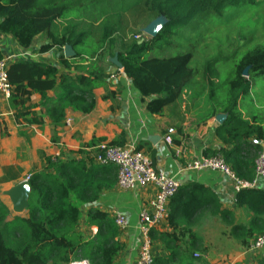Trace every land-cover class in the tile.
Returning a JSON list of instances; mask_svg holds the SVG:
<instances>
[{"label":"trees","instance_id":"obj_1","mask_svg":"<svg viewBox=\"0 0 264 264\" xmlns=\"http://www.w3.org/2000/svg\"><path fill=\"white\" fill-rule=\"evenodd\" d=\"M249 6L258 3L0 0V33L12 37L24 50L30 49L37 37H44L48 43L37 52L45 54L56 49L58 63L63 67L59 73L53 65L27 59L7 65L8 105L13 118L23 127L44 125V117L32 110L33 94L40 96L42 106H47L45 115L54 125L65 119L67 109L89 114L95 107L93 91L108 78V68L117 69L113 63L116 59L123 76L130 80L141 100H146L148 113L162 115L165 108H171L173 117L183 121L181 116L201 105L205 97V107L194 112H201L196 116L200 122L226 114L225 121L214 129V136L223 147L209 151L208 156L222 158L237 179L251 182L254 162L261 151L252 140L264 142V122L255 114L243 117L238 104L249 93L252 79L264 75V46L235 50L225 58L208 60L203 67L193 64L191 52L168 54L173 45L180 50L176 40L196 18L206 15L221 19L228 9ZM158 17L165 18L166 24L155 37L144 38L142 29ZM64 47H69L73 56L65 57ZM84 62H90L86 74L77 73L83 70L80 65ZM216 63L220 69L213 71ZM217 89L224 92L218 101ZM50 92L56 93L52 100L48 98ZM181 106L184 111L179 114ZM177 131L180 133L181 128ZM100 142L107 147L125 144L120 134L108 143L92 140L80 151L85 155L82 160L44 158L42 169L30 173L27 181L30 195L25 216L7 221L9 211L0 201V264H113L123 248L114 220L97 209H89L85 225L96 227L97 232L86 236L79 229L80 208L97 201L103 191L114 187L117 179L113 164H95V159L103 156L97 148ZM146 145L140 143L136 150H144ZM145 151L153 160L154 151ZM234 204L251 215L246 226L229 223V235L248 253L251 244L264 235V190H241L235 194ZM167 206L166 220L172 233H159L152 228L150 239H159L168 255L153 258L152 264H203L191 254L200 245L192 225L206 214L227 222L225 218L230 213L221 208L210 189L197 183L180 186ZM250 264H264V256Z\"/></svg>","mask_w":264,"mask_h":264},{"label":"crops","instance_id":"obj_2","mask_svg":"<svg viewBox=\"0 0 264 264\" xmlns=\"http://www.w3.org/2000/svg\"><path fill=\"white\" fill-rule=\"evenodd\" d=\"M47 43L48 41L44 37L39 36L34 40L30 49L24 50L12 37L0 33V57L6 60L7 65L15 60L27 59L53 65L59 73L63 72V67L57 60L56 49L45 54L37 52L42 45ZM65 49L66 47L63 48V53ZM80 66L83 67V70L77 73L86 74L90 62H84ZM114 70L116 76L111 75L93 91L95 107L92 112L83 115L67 109L65 119L57 125L52 124L48 116L45 115L47 106H42L39 95H31L30 102L33 107L32 110L44 117V125L41 127L18 125L8 105V98L0 95V201L9 211L7 221H9L10 216L12 219L20 216L12 210L11 202L5 192L18 183L24 182L30 173L40 171L43 167L44 158H51L53 161L56 158H61L63 161L69 159L82 160L85 155L80 154V151H84V147L92 140H102L108 143L123 134L124 146H131L136 149L140 143L147 144L145 149L140 152L150 160L151 158L145 150L149 148L154 151L151 162L157 172L177 179L181 187L188 183H197L207 187L217 196L221 208L230 213V216L225 218L227 222L218 216L212 217L207 214L204 218L194 222L192 225L193 233L199 238L200 244L202 238L198 233L201 232L203 223L208 218H217L218 222H222L227 227H229V223L248 225L251 215L246 210L235 206V194L231 181L216 171L185 170L187 164L202 158H209V151H217L223 147L214 136V129L219 126L215 117L200 122L196 116L201 112L197 114L194 112L198 108L202 109V104L196 106L190 113H184L181 116L184 117L183 121L181 119L177 121L178 119L173 117L171 108H165L162 115L150 114L146 110V100H141L130 80L123 76L121 67ZM114 70L110 67L106 70V74H110ZM54 96L56 93H48L49 99L52 100ZM185 103L186 100L184 99L183 105ZM183 111L182 106L178 108L179 114ZM243 117L248 118L245 115ZM170 128L173 129L174 133L171 135V144L167 145L163 139ZM178 128H181L180 133L177 131ZM252 143L260 146V153L264 152V142L252 140ZM95 164L97 163L95 162ZM115 176L118 177L117 167ZM258 187L264 190V180L259 182ZM155 193L156 190L152 185L142 189L124 191L117 186L116 179L114 187L103 191L97 201L80 208V226L82 229L80 226L79 229L86 236H93L97 232L96 227L85 225L86 212L89 209H97L107 214L114 220V223L117 216L124 217L127 226L125 230L120 231L119 235V242L123 248L114 259L113 264H135L140 244L138 217L142 210L150 211V201ZM26 210L24 211L25 214ZM154 229L159 233H172L167 220ZM228 230L229 228L223 232L218 231L215 235L217 242L220 244L225 241L236 245L233 247L235 255H237L236 258L247 254L239 247L238 242L229 235ZM183 241L185 242L186 239ZM258 252L260 257L264 256V247ZM152 255L153 258L168 255L161 241L157 238L152 240ZM82 263L87 264L85 261ZM203 264L206 263L203 262Z\"/></svg>","mask_w":264,"mask_h":264},{"label":"rangeland","instance_id":"obj_3","mask_svg":"<svg viewBox=\"0 0 264 264\" xmlns=\"http://www.w3.org/2000/svg\"><path fill=\"white\" fill-rule=\"evenodd\" d=\"M255 1L258 6H249L238 10L228 9L221 19H211V16L206 15L196 18L189 27L182 30L177 38L176 42H180V50L175 49V45H173L168 54L191 52L193 64L203 67L208 60L216 59V57L225 58L235 50H244L256 45L264 46V0ZM142 36L146 39L150 38L143 33ZM218 69H220V65L216 63L213 71ZM115 74V70L110 72L108 78L111 75L115 77ZM218 81L221 85L222 82ZM223 94V89H217L216 100L218 101ZM243 98L238 104L243 115L250 117L255 114L264 122V75L252 79L250 91ZM205 105L206 100L203 97L201 106L205 107ZM25 215V212L19 214L20 217ZM10 217L9 221L12 220ZM230 226L227 227L222 222H218L217 218H208L203 223L201 232H197L201 236L202 242L192 251V256L196 255V259L206 264H240L243 262L250 264L258 260L260 257L258 251L250 250L247 254L236 258L237 255L233 248L236 245L225 241L220 244L217 242L215 235L218 231L223 232L226 228L230 229ZM80 228L82 229L81 226Z\"/></svg>","mask_w":264,"mask_h":264},{"label":"built area","instance_id":"obj_4","mask_svg":"<svg viewBox=\"0 0 264 264\" xmlns=\"http://www.w3.org/2000/svg\"><path fill=\"white\" fill-rule=\"evenodd\" d=\"M137 37L136 39H138ZM7 63L6 60L0 59V95L8 98L10 94V86L6 78ZM173 129H168L164 136V143L171 144V135ZM103 152V156L95 159L100 165L113 164L117 167L118 177L117 186L129 191L136 188L142 189L148 185H152L155 190V196L150 201V211L142 210L139 214V251L135 264H152V240L150 239V230L167 218V204L169 199L173 197L179 187L180 182L157 172L151 160L142 152L137 151L131 146L123 147H107L101 143L98 147ZM255 177L251 182L240 181L227 167L220 157L202 158L193 161L186 166V171H203L210 170L221 173L231 181L234 194L244 189H253L258 187L261 180H264V152L259 153L255 162ZM26 178L25 181H28ZM115 225L120 231L125 230L127 222L124 217L117 216ZM264 247V235L259 236L250 246L251 251H259ZM194 257H197L194 255ZM75 264V263H73ZM84 264V263H83Z\"/></svg>","mask_w":264,"mask_h":264},{"label":"water","instance_id":"obj_5","mask_svg":"<svg viewBox=\"0 0 264 264\" xmlns=\"http://www.w3.org/2000/svg\"><path fill=\"white\" fill-rule=\"evenodd\" d=\"M166 24V19L163 17H158L154 20H152L150 23H148L143 29L142 33L149 36L150 38H153L157 35V33L162 29V27ZM65 56L70 57L73 56L72 50L68 47L65 49ZM113 63L120 68V64L116 61V59L113 60ZM226 114H217L215 116V121L218 125H221L225 119ZM5 195L9 198L12 210L17 213L21 214L24 212L28 207V198L30 195L29 185L27 181L20 182L14 187H12L10 190L5 192Z\"/></svg>","mask_w":264,"mask_h":264}]
</instances>
